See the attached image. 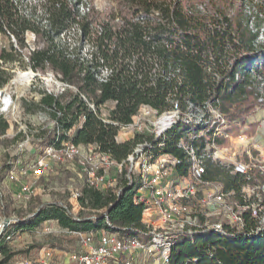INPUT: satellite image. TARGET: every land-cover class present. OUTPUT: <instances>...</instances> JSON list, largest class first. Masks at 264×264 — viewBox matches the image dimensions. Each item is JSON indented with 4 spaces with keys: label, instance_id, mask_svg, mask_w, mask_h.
Listing matches in <instances>:
<instances>
[{
    "label": "trees",
    "instance_id": "16d2710c",
    "mask_svg": "<svg viewBox=\"0 0 264 264\" xmlns=\"http://www.w3.org/2000/svg\"><path fill=\"white\" fill-rule=\"evenodd\" d=\"M245 1L108 0L102 8L96 0H43L39 15L37 10L26 12L18 0H0V34L10 40L0 51V90L14 77L9 65L17 61L36 72L50 70L67 85L60 92L40 91L39 100L23 99L24 112L44 113L54 122L34 132L21 130L5 137L3 144L9 148L32 138L44 148L71 141L124 162L146 142L145 151L155 157H175L177 176L186 178L191 160L181 142L200 152L212 141L214 122L245 121L261 96L254 85L257 76L264 77L261 28L253 21L258 15L246 12ZM109 103L113 106L104 116L102 109ZM143 106L158 114L178 110L179 118L160 136L136 133L119 141L120 130ZM211 108L218 109L221 118L208 119ZM193 109L204 112L201 119L188 117ZM10 127L0 110V135ZM205 130L201 138L190 137ZM223 139L215 137L218 145ZM11 160L8 155L3 162L0 181L17 161ZM203 177L220 182L226 192L234 191L243 205L257 204L255 196L245 199V186L264 185V173L256 168L244 175L211 160ZM140 183L125 164L116 187L82 186L79 212L65 198L39 201L26 219L19 216L9 233L56 220L70 231L106 230L148 241L152 233L143 220L146 206L136 199ZM0 204L9 217L3 196ZM257 205L264 208V199ZM243 217L240 230L224 224L219 231L204 227L172 232L169 264H264V228L257 230L259 219L252 207ZM7 235H0V264H11L20 253L7 245Z\"/></svg>",
    "mask_w": 264,
    "mask_h": 264
},
{
    "label": "rangeland",
    "instance_id": "374dc122",
    "mask_svg": "<svg viewBox=\"0 0 264 264\" xmlns=\"http://www.w3.org/2000/svg\"><path fill=\"white\" fill-rule=\"evenodd\" d=\"M18 1L26 12L37 10L39 15L42 14L43 9L40 4L43 0ZM96 3L99 7L103 8L107 5L108 0H96ZM245 10L248 14L258 15V18L253 21L254 24L258 21L260 25L261 35L259 40L264 46V0H246ZM259 10L262 11L258 12ZM28 41L34 45L35 37L32 33L28 34ZM9 42L10 40L7 37L0 34V51L3 47L8 46ZM261 50L264 52V47ZM9 69L14 72V77L8 85L0 90V110L11 123L7 134L4 136L0 135V171L8 155L12 157V160L17 159L27 164L34 160L43 150V148H39L36 142L32 141V138L19 141V143L27 141L22 151L18 147V144L7 148L2 142L5 137H14L21 130L27 133L30 131L34 132L39 127L47 126L49 123L47 118L44 117V113L31 114L24 112L22 100H39L40 91L60 92L64 89L63 82L50 70L36 72L30 67L22 68L18 61L15 65H9ZM254 85L258 88L261 95H264V77L262 75L254 79ZM112 106L109 103L102 109L104 116L108 115ZM203 113L201 110L193 109L188 113V117L199 120ZM209 113L208 119H215L220 115V111L213 108L210 109ZM162 117L163 115L161 114H148L144 108H141L139 113L134 116L131 125L127 129H121L120 132L123 137L128 139L134 137L137 132L157 134L162 126ZM137 125L142 126V129L137 130ZM220 131L222 133L220 136L224 137V143L220 145V148L228 157L227 159H223L225 164L229 165L233 162L256 164L257 166L253 168L261 172L262 169L259 166H264V103L262 104L258 100L255 112L247 116L245 121L239 120L232 123L226 121L220 127ZM190 137H192V134H190ZM242 137L244 140L241 139ZM253 138L257 139L255 145L252 143ZM94 148L93 146L92 149ZM138 168L133 169L136 173V179H138L137 175L139 174ZM84 169L77 162H54L53 169L42 178L38 179L32 174L25 178H20V180H25L33 190L26 199L16 197L17 183L10 182L6 175L0 181V196H3L6 204H8V215L25 217L35 211L39 201L50 202L59 198L69 200L73 206V210L79 212L81 206L73 194L80 192L82 186L87 182V175ZM112 177H117L114 169L110 171V183L115 184L116 178L111 179ZM119 178L120 176L117 177L116 183L119 181ZM262 186H245L242 191L245 199L249 201L255 196L257 198L256 203L259 204L264 199V188ZM259 190L263 193L259 192ZM201 198L202 195L200 194L195 199H179L178 204L186 207L187 210L182 215L176 216V221L189 220L191 221V224H188L190 227H194L197 224L206 228H210L212 225L218 223H230L237 229H241L239 225L231 220L229 212H226L222 208L217 209L213 206L205 205L201 202ZM227 202L232 206H235L236 202L240 203L235 195L228 196ZM260 207L263 208L262 206ZM3 218H5V215L2 212V205L0 204V221ZM145 218L146 220H150L151 218L154 221V216L149 218V215H145ZM158 224L156 222L159 231ZM51 227V231H46L42 226H38L33 230H22L16 233L13 239L8 240L7 245L13 250L20 252L13 258L11 264H43L44 256L48 250H53L54 253V259L51 264H75L73 261H70L69 254L81 251L82 247L79 238L70 230L62 228L56 220H53ZM144 258L143 254L136 256V260L140 262H144ZM147 264L164 263H155L153 260L147 262Z\"/></svg>",
    "mask_w": 264,
    "mask_h": 264
},
{
    "label": "built area",
    "instance_id": "2783aa9c",
    "mask_svg": "<svg viewBox=\"0 0 264 264\" xmlns=\"http://www.w3.org/2000/svg\"><path fill=\"white\" fill-rule=\"evenodd\" d=\"M81 13H84L85 8L81 7ZM64 88L67 86L65 83ZM259 102L264 103V95L259 97ZM148 114H158L156 110L149 106H143ZM141 110V109H140ZM161 115V128L157 132V136L162 135L165 131L173 126L179 118V111L173 110L164 112ZM218 118H221V114ZM201 119V117L199 118ZM48 124H53V120L47 119ZM226 123L222 120L219 124H212L214 132L211 143L202 149L200 152L192 145H187L184 141L180 146H183L191 160L189 175L183 179L176 174V165L178 160L169 154H161L155 157L145 151L146 142L140 143L135 148L134 152L129 155L124 162H117L112 157L96 148L88 149L82 145H76L71 141H62L60 144H50L43 148L34 160L24 164L17 160L7 178L10 182L17 183L16 197L26 199L32 193V187L20 178L32 174L36 178L46 176L52 169L54 162H77L79 166L84 167L87 175V183L102 190L114 188L117 186V177L124 170L125 164L130 166L132 172L134 168H138L140 186L137 189L136 199L138 202L145 204L146 209L144 214L149 215V218L154 216V221L146 220L145 223L151 228L152 238L145 241L138 237L120 236L118 233L98 230L92 231H71L79 238L82 247L80 252L69 254L70 261L75 264H147V262L155 261V263L169 264L170 250L174 242L171 239V233L177 230L203 228L195 224L190 227L189 220L176 221L178 215H182L187 210L186 207L178 204L179 199H192L202 195L201 202L208 206H213L217 209H224L229 212L231 220L239 225L241 229L244 227L245 221L243 212L252 207L253 216L259 219L257 230L264 228V208L257 204L243 205L236 202L232 206L227 202V197L234 195V192H226L224 186L217 181L205 180L203 175L206 172V161L211 160L220 165L232 167L233 172H239L248 175L256 164H246L243 162H233L225 164L224 158H228L215 141L216 136L222 133L220 127ZM131 123L124 126L122 129H127ZM142 126L137 125V130H141ZM206 130L198 135H192V138H201L206 134ZM142 133V132H137ZM226 136H228L226 134ZM244 140V138H241ZM27 141L18 143L20 150H23ZM252 143L255 145L257 139L253 138ZM233 161V160H230ZM264 173V166H259ZM115 170L117 177L115 184L110 183V171ZM109 183V185H108ZM264 188V185L262 186ZM78 200L80 192L73 194ZM152 213V216H151ZM28 216L24 217L25 219ZM8 218V220H7ZM19 216L12 215L3 218L0 221V235L8 234L7 239L11 240L16 235L15 232L9 233L10 228L19 222ZM53 220H46L40 226L46 231H51ZM159 224V231L156 226ZM222 223L214 224L212 227L215 231L223 228ZM234 226L233 224H228ZM240 230V228L238 229ZM143 254L144 262L136 260V256ZM54 259L53 250L46 251L43 264H51Z\"/></svg>",
    "mask_w": 264,
    "mask_h": 264
},
{
    "label": "crops",
    "instance_id": "0c3cea01",
    "mask_svg": "<svg viewBox=\"0 0 264 264\" xmlns=\"http://www.w3.org/2000/svg\"><path fill=\"white\" fill-rule=\"evenodd\" d=\"M117 138H118V140L121 141V142L128 140V138H125V137L122 136V133H121V132H119ZM86 147H88V149H92L93 146H86ZM143 220H144V222L146 221L145 214H144V216H143Z\"/></svg>",
    "mask_w": 264,
    "mask_h": 264
},
{
    "label": "water",
    "instance_id": "95a60500",
    "mask_svg": "<svg viewBox=\"0 0 264 264\" xmlns=\"http://www.w3.org/2000/svg\"><path fill=\"white\" fill-rule=\"evenodd\" d=\"M7 220H8V218H7Z\"/></svg>",
    "mask_w": 264,
    "mask_h": 264
}]
</instances>
